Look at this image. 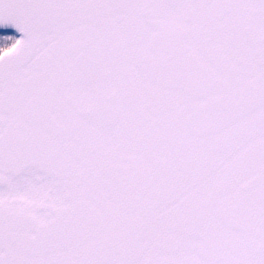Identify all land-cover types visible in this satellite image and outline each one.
Instances as JSON below:
<instances>
[{"label":"snow or ice","instance_id":"6c2138e0","mask_svg":"<svg viewBox=\"0 0 264 264\" xmlns=\"http://www.w3.org/2000/svg\"><path fill=\"white\" fill-rule=\"evenodd\" d=\"M0 264H264V0H0Z\"/></svg>","mask_w":264,"mask_h":264}]
</instances>
